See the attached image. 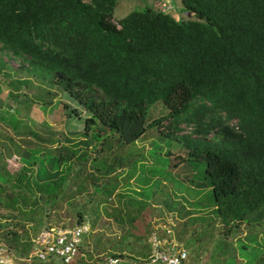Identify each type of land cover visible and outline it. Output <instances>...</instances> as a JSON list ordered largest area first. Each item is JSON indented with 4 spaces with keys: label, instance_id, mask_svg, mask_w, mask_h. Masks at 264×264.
I'll return each mask as SVG.
<instances>
[{
    "label": "trees",
    "instance_id": "1",
    "mask_svg": "<svg viewBox=\"0 0 264 264\" xmlns=\"http://www.w3.org/2000/svg\"><path fill=\"white\" fill-rule=\"evenodd\" d=\"M181 3L194 19H177L146 5L116 22L117 0H0V51L25 63L27 72L41 81L57 84L85 113L86 138L74 144L83 149H21L0 131V241L18 254L28 256L34 250L35 231L52 216L59 218L56 211L62 203H69L75 224L86 222L87 204L101 203L92 199L95 192L84 201L77 197L84 188L79 171L99 184L127 166L122 155L108 156V147H100L102 138L104 145L115 135L112 146L122 150L155 127L160 138H169L174 146L166 155L186 161L184 166L191 169L182 178L184 203L168 204L166 198L156 202L183 218L177 239L189 250V264L212 243L210 258L216 264H264V239L259 240L258 233L246 234L248 242L240 241L237 247L230 239H238L234 234L242 226L264 223V0ZM3 67L11 69L0 57ZM6 75L10 80L5 86L20 84L18 77ZM157 101L168 111L147 122L149 107ZM62 105L65 109L68 104ZM79 109H70L76 118L82 116ZM17 112L0 111L3 129L23 136L17 139L25 144L34 143L38 132ZM20 128L27 132H18ZM185 128L189 131L183 132ZM92 147L108 157L91 156ZM166 159H159L163 168ZM190 160L196 163V173ZM111 209L116 222L138 226L135 233L125 230L135 238L153 231L151 219L140 222L139 216H132L133 208ZM159 213L165 215L162 209ZM155 227L167 233L166 225ZM134 252L148 258L151 248ZM223 253H229L223 261L215 256Z\"/></svg>",
    "mask_w": 264,
    "mask_h": 264
},
{
    "label": "rangeland",
    "instance_id": "2",
    "mask_svg": "<svg viewBox=\"0 0 264 264\" xmlns=\"http://www.w3.org/2000/svg\"><path fill=\"white\" fill-rule=\"evenodd\" d=\"M146 5H151L155 9H164L177 19L195 18V15L192 12L184 10L181 0H117L113 19L117 22L130 11L142 10ZM0 57L11 67L10 70L6 67L0 69V111L18 109L17 114L22 121L27 122L33 130L38 132V137L32 139L34 140V143L25 144L22 139H17L18 137L22 138L23 136H18L16 132H12L10 129V131L4 130L3 123L0 121V131H3L2 138L5 137V135H7L6 137H12V139L19 142L18 144L21 149L22 147L34 148L37 145L45 146V148L50 146L54 151L61 145H67L75 149H83V145H74L79 140L86 138L82 133L85 113L81 110V107L76 100L66 91L62 90L57 84H48L46 80L41 81V78L28 73L26 69L27 65L19 62L16 57L7 56V54L1 51ZM6 72H9L14 79L18 77L21 81L15 88L8 85L11 87L10 92L9 88H7L8 86H5V84H7L6 81L8 82L10 80L6 75ZM63 102L68 104L65 109L62 108ZM71 108H80L79 110L82 111V116L76 118L75 115L71 113ZM167 111V108L161 102H155L149 107L147 122L165 115ZM69 113L71 115L67 116ZM185 131L188 132L189 129L185 128L183 132ZM18 132L25 133L27 132V129L20 128ZM160 137V132L157 128L148 127L145 134L136 141V143L124 146L125 148L122 150L116 146H112L114 142H116L115 135L107 137L108 142L104 144L105 146L103 145L105 140L102 138L100 140V147H108L107 151L109 152V155L108 153L100 154V152H97L98 146L96 149L93 147L90 149L92 150L90 155H97L98 158H104V156L115 158L117 155H122L124 157V166L126 164L127 166L123 167L122 171L116 172L115 175L106 176L107 178L101 180L103 183L99 182V184H93L91 182V179L86 176L88 175V172L79 171V173L82 172L83 174L82 176L80 174L78 175L80 178L79 182H81V185H83L84 188L81 194H78L77 197L84 201V199L92 196V192H95L92 199L95 200L99 198L102 200L100 204H95L92 207L89 204L86 205L87 211L85 215H87L86 222L89 225V231L82 236V239H85L83 246L91 248L90 250L93 251V253L89 251L88 256L87 254L85 255L86 261L84 264H103L105 256L119 253L125 254L126 256L129 254L131 255L127 258L124 256L123 259L120 258L122 259L120 264H150L149 257L145 258L141 253L132 252L138 247H141L142 251L149 248L148 235L146 238H141V235H139V239L135 238L136 235H132L129 232H138V226L136 228H131V226L124 227L121 223L116 222L111 207H116V210L117 207H119L124 209V211L130 210V212L133 208L132 216H139L137 219L140 220V222L142 219L148 217L151 219L149 220V229L153 227V223L157 227L160 224L161 226L166 225V234L160 231L158 232L170 241L180 242L177 239V232L181 230L180 224L183 221V218L178 217L176 212H166L164 206L161 203L156 202L160 201V199L162 200L166 198L168 204H172L175 200V205H181L184 203V200L180 197L181 190L185 188L183 187L184 182L182 178L185 177L191 169L187 164L184 166L186 161L180 159H175L173 161L169 155H166L165 151L174 146L169 138L162 140ZM87 140L90 139L87 137ZM151 150H155V153L151 154ZM127 152L128 154H126ZM179 152L178 149L176 154ZM164 156H167V159L164 161V166L166 168L162 167V162L160 161ZM142 158H144V160ZM10 161L11 160L9 159V162ZM89 161L90 158L87 162ZM97 161L99 162V160ZM97 161L93 165L95 168L98 166ZM189 164L194 168L196 166V163L192 160H190ZM87 166V170L91 171V166ZM183 166L184 168H182ZM94 175L99 176L97 172H94ZM101 175L103 177L104 174ZM85 176L88 178L87 182L83 181V179H85L83 177ZM160 178L166 180H161ZM87 183H89V185L92 184V186L88 187ZM71 186H73L72 189L75 187V185ZM166 188H168V191L164 192ZM77 191L78 190L76 189V193H79ZM110 193H113V195L110 199H107V196ZM118 194L121 195L118 196ZM73 198L76 197L74 196ZM92 203L94 204L95 202ZM105 207L107 212L104 209ZM70 209L69 203H62L61 207L56 211L59 214V218L56 220V217L52 216V219H49L48 222L39 227L35 232L37 233L45 226H73L76 223V220L69 215L72 212ZM161 209L165 215H159ZM106 213H109V215ZM136 222L133 226H136ZM137 224L140 223L137 222ZM195 225H197V228L199 227L198 223ZM195 225L193 227H195ZM8 226L11 225H6L4 228ZM126 227H128L127 229L129 232H125V230H127ZM155 228L156 227H153V230ZM33 230L34 229L30 228V233L32 235L34 233ZM171 231L172 236L170 235ZM250 232L258 233L259 240L264 239V223L262 225H256L251 229L247 226H242L241 229L234 234L238 239L230 237L234 243L233 246L237 247L240 241L248 242L246 240L248 235L246 234ZM127 233H129V236L124 235ZM34 236L35 235H33V237ZM212 246L213 243L209 244V249L201 251V253H203L197 257L195 261H191V264H216L214 261H211L212 258H210ZM119 248L125 249L119 250ZM16 253L18 254L20 252ZM228 255L229 253H223L221 255L216 254L215 256L223 261ZM236 258L238 261L241 260L238 256ZM147 261L148 263H146ZM15 262L16 264H63L57 258L50 259L49 261H39L36 259L32 260L31 263L29 261L15 259ZM189 263L190 259H188L186 264Z\"/></svg>",
    "mask_w": 264,
    "mask_h": 264
},
{
    "label": "built area",
    "instance_id": "3",
    "mask_svg": "<svg viewBox=\"0 0 264 264\" xmlns=\"http://www.w3.org/2000/svg\"><path fill=\"white\" fill-rule=\"evenodd\" d=\"M88 231V223L74 224L68 227L51 226L42 228L34 239L36 246L28 256L16 254L12 248L0 241V264H15V259L31 263L35 259L49 261L50 258H57L63 264H82L78 260L83 255L79 245L82 243L83 234ZM148 241L151 248L150 263H187L188 250L182 244L168 240L156 229L151 231ZM103 262L104 264H120V258L108 255L105 256Z\"/></svg>",
    "mask_w": 264,
    "mask_h": 264
},
{
    "label": "crops",
    "instance_id": "4",
    "mask_svg": "<svg viewBox=\"0 0 264 264\" xmlns=\"http://www.w3.org/2000/svg\"><path fill=\"white\" fill-rule=\"evenodd\" d=\"M153 227H155L156 225H154V223H153V225H152ZM84 241H85V239H82V245H81V252L83 253V255H82V257H85V255L87 254V256H88V253H89V251H91L90 249L91 248H88L87 246H83V243H84ZM87 245V244H86ZM91 247V246H90ZM87 248V249H86ZM125 248H119V250H124ZM92 253H93V251H91ZM132 252H134V251H132ZM130 255V254H129ZM36 260V259H35ZM40 261V260H39ZM121 262H122V259H121ZM120 262V263H121ZM16 264V263H15Z\"/></svg>",
    "mask_w": 264,
    "mask_h": 264
},
{
    "label": "clouds",
    "instance_id": "5",
    "mask_svg": "<svg viewBox=\"0 0 264 264\" xmlns=\"http://www.w3.org/2000/svg\"><path fill=\"white\" fill-rule=\"evenodd\" d=\"M84 223H87V222H84ZM87 233V232H86ZM149 242V241H148Z\"/></svg>",
    "mask_w": 264,
    "mask_h": 264
}]
</instances>
